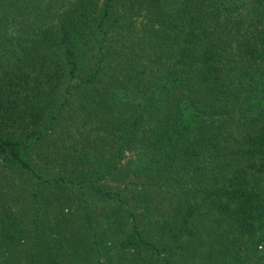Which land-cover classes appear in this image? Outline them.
I'll return each instance as SVG.
<instances>
[{"label": "trees", "instance_id": "16d2710c", "mask_svg": "<svg viewBox=\"0 0 264 264\" xmlns=\"http://www.w3.org/2000/svg\"><path fill=\"white\" fill-rule=\"evenodd\" d=\"M0 264H264V0H0Z\"/></svg>", "mask_w": 264, "mask_h": 264}, {"label": "rangeland", "instance_id": "374dc122", "mask_svg": "<svg viewBox=\"0 0 264 264\" xmlns=\"http://www.w3.org/2000/svg\"><path fill=\"white\" fill-rule=\"evenodd\" d=\"M118 181V180H117ZM111 184H113L114 186L116 185V184H118V182H116V181H113V183H111ZM85 191L87 192V193H89V191H90V189H89V187L87 186V187H85Z\"/></svg>", "mask_w": 264, "mask_h": 264}]
</instances>
